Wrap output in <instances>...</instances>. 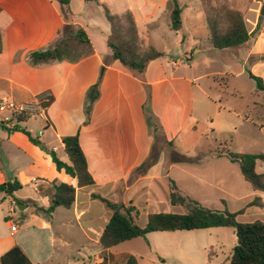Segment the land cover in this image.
Returning a JSON list of instances; mask_svg holds the SVG:
<instances>
[{
  "label": "crops",
  "instance_id": "obj_1",
  "mask_svg": "<svg viewBox=\"0 0 264 264\" xmlns=\"http://www.w3.org/2000/svg\"><path fill=\"white\" fill-rule=\"evenodd\" d=\"M77 1L75 8L74 0H70L71 17L67 20L65 9L56 0H0V97L9 96L18 105L41 100L46 110L45 119H39L43 126L37 130L38 136L25 128L65 163L69 157L63 139L78 134L95 181L92 186L78 187L77 179L59 171L52 157L32 144L27 135L5 127L13 155L25 157L26 162L0 165V185L18 179L23 186L14 195L0 192V208L11 207L14 201L26 207L21 218L11 217L10 208L3 217L7 232L0 228V257L19 246L32 263L49 264L64 258L77 260L75 255L61 251L94 249L97 254H88L83 264H125L126 258L121 262L111 249L105 250L100 244L112 211L93 195L134 207L138 215L143 212L146 217L179 213L173 211L184 207L171 204L170 180L182 194L205 208L251 213L257 219V210L264 206V193L254 190L240 167L217 156L215 150L218 134L236 135L231 113L244 128L254 125L263 134V115L255 123L223 101L225 96L244 98L242 91L230 84L248 75L247 70L264 80L263 31L237 49L219 51L211 43L203 4L197 18L206 26L207 38L194 34L188 39L179 37L185 28L186 5H181L182 29L175 32L171 29L169 0L159 7L146 4L138 10L119 12L110 0ZM93 4L103 13V5L115 15L131 11L145 47L153 45L165 56L150 61L142 74L114 60L108 46L111 26L94 22L87 11ZM66 25L87 33L93 54L77 63L32 66L30 54L53 47ZM172 42L178 49L174 54L157 48ZM235 65L240 66L238 73L233 71ZM212 90L218 96H213ZM247 107L263 112L264 100ZM243 136L250 140L249 135ZM263 164L257 162V173L264 174ZM61 184L76 188L75 202L70 209L58 207L52 217L48 216L44 210L52 205L55 186ZM25 190L29 191L23 195ZM229 205L240 207L232 210ZM31 209V222L23 227L35 225L33 245L20 238L21 227L16 221L25 223ZM13 224L18 226L15 233ZM76 230L82 240L70 234ZM44 237L49 243L46 248L41 244Z\"/></svg>",
  "mask_w": 264,
  "mask_h": 264
},
{
  "label": "trees",
  "instance_id": "obj_2",
  "mask_svg": "<svg viewBox=\"0 0 264 264\" xmlns=\"http://www.w3.org/2000/svg\"><path fill=\"white\" fill-rule=\"evenodd\" d=\"M65 9V17H71L70 0H56ZM208 14L207 23L211 32L210 39L215 50L224 51L237 49L253 39L261 30L260 22L253 32H249L244 15L239 10L217 8L211 0H202ZM171 29L179 32L182 29L183 7L178 0H169ZM104 14L111 26L108 46L112 58L118 60L129 70L142 74L148 63L165 56L153 45L145 47L138 31V27L131 11L122 15L113 14L106 5H103ZM262 20V17L260 18ZM59 41L51 48L34 51L29 56V63L34 67L49 65L59 62L77 63L93 54V47L89 36L82 28L66 25L60 32ZM3 50V36L0 29V53ZM247 73L256 84L257 92L263 95L264 80L254 75L250 70ZM15 126L9 132H22L30 142L47 152L59 171L64 170L68 175L78 181V187H87L95 184L89 172L87 158L81 148L79 135L68 136L63 139L65 152L69 163L59 159L53 150H49L37 137H34L21 123L29 118L25 115H15ZM0 127L5 128L4 125ZM217 156L226 157L237 164L245 179L253 189L264 193V174L256 171L258 161H264V153L248 154L231 151L227 146L217 150ZM170 200L173 206H182L186 213H155L148 217L147 224L142 227L138 224V214L134 207L113 203L101 196L93 195L94 199L102 201L112 211V217L100 239V244L105 250H110L122 243L144 238L153 232H176L190 230H205L212 228H233L237 244L232 256L221 264H264V220L251 223H240L238 213L228 210L208 209L197 201L182 194L174 181L170 180ZM23 188L18 179L7 181L0 185V192L14 195ZM76 188L61 184L55 186L52 205L44 210L51 216L58 207L70 209L75 202ZM258 199H256L257 201ZM19 203V201L17 200ZM0 264H34L19 247L15 246L5 255L0 257ZM125 264H139L134 255H128Z\"/></svg>",
  "mask_w": 264,
  "mask_h": 264
},
{
  "label": "rangeland",
  "instance_id": "obj_3",
  "mask_svg": "<svg viewBox=\"0 0 264 264\" xmlns=\"http://www.w3.org/2000/svg\"><path fill=\"white\" fill-rule=\"evenodd\" d=\"M113 5V9L116 12L125 10L127 8L140 9L141 7L149 4L150 6L154 5L159 7L161 4L165 3L168 0H110ZM178 2L184 7L187 6V10L184 12L185 22L183 30L179 33V37H183L184 35L190 39V37L194 34L201 35L202 38H207V28L202 26L200 23V19L197 18L199 11L201 13V5L203 4L202 0H178ZM212 5L217 8H228L233 10H239L243 13L245 21L247 23V27L249 31L253 32L257 24L260 22L261 31H263V39H264V17L261 16V10L264 5V0H211ZM73 6L77 8L78 1L74 0ZM204 7V5H203ZM205 8V7H204ZM89 13H91L92 19L94 22L103 25V23L109 24L107 21L105 14L102 12V8L96 5H91L90 8L87 9ZM208 16V14H207ZM262 17V20L260 18ZM260 32L253 38L257 39ZM206 35V36H205ZM166 46V47H164ZM157 48H166L172 54L176 53L175 49L176 45L172 43H166L165 45H158ZM178 50V49H177ZM197 53V52H196ZM198 56V55H197ZM253 66V65H252ZM240 70L239 65H235L233 67V71L238 73ZM264 73V68H263ZM231 87L238 88L242 91L243 97L241 100L236 98L233 99L231 97L223 98V101L230 103L233 110H235L236 114H241V116H247L255 123L257 121H261V116L264 117L263 112L254 111L253 109L250 111L247 106H251L254 102H258L263 98V95L256 90V84L253 80L249 78L247 74L244 76L238 77L233 83L230 84ZM213 96H218V92L215 90L211 91ZM264 100V99H263ZM251 108V107H250ZM233 117L232 124L235 125L236 135L234 136H226V135H217V152L220 145L218 143H223L224 146H227L231 151L237 153H248V154H256V153H264V129L263 134L260 132L258 128H255L254 125L246 126L244 128L240 124V120L238 116H234L232 113L230 114ZM264 122V120H263ZM0 125H3L0 122ZM22 127H28L33 131L34 136H38L37 130L40 126H43V122L38 118H29L28 120L21 123ZM8 131L5 128L0 127V165L3 167H7L11 163L13 164H21L25 163V157L17 158L12 153L13 146L6 140V134ZM250 136V140H247V137L243 135ZM213 141H216L213 139ZM206 146V142L204 143ZM264 167V164H263ZM29 190H25L22 194H27ZM21 194V195H22ZM240 205H229L228 208L232 210H236ZM10 206L7 208H0V228L2 232H7L6 223L3 219L5 215L8 214ZM181 210L173 211L179 213H185V208H180ZM257 219H253V215L251 213L246 214H238L237 220L240 223H251L255 220H264V206L263 209H258ZM34 214V211L31 209L26 214L28 215L25 223H21L20 220H16L17 224H19L20 238H24L28 242V244H34V234L37 230L34 228L35 225H30L28 228H24L23 224L29 225L31 222V215ZM23 215L22 212L16 210L15 216L21 218ZM49 216V215H48ZM147 218L143 212H140L138 215V224L140 226H145L147 224ZM60 224V223H59ZM66 232V231H64ZM67 233V232H66ZM75 235L77 240H82V237L78 230L70 233ZM42 247L46 248L49 243L44 237L41 242ZM237 244V238L235 235V230L233 228H212L205 230H190V231H176V232H153L147 235V240L144 238L134 239L125 243L120 244L119 246L111 249L112 254L118 256L121 262H124L125 258L132 254L134 255L139 264H221L227 261L233 254V250ZM65 255H75L77 260H56L49 264H83L88 261L87 255H95L98 251L91 250L88 252L75 253L73 248H70L69 251H61ZM66 262V263H65ZM118 264V263H115Z\"/></svg>",
  "mask_w": 264,
  "mask_h": 264
},
{
  "label": "built area",
  "instance_id": "obj_4",
  "mask_svg": "<svg viewBox=\"0 0 264 264\" xmlns=\"http://www.w3.org/2000/svg\"><path fill=\"white\" fill-rule=\"evenodd\" d=\"M46 107L41 100L35 99L24 105H18L11 97H0V122L7 128L11 129L15 126V115H25L28 118L45 119ZM17 203L14 201L10 207V216L15 215ZM18 229L16 224H13L11 230L15 233Z\"/></svg>",
  "mask_w": 264,
  "mask_h": 264
},
{
  "label": "water",
  "instance_id": "obj_5",
  "mask_svg": "<svg viewBox=\"0 0 264 264\" xmlns=\"http://www.w3.org/2000/svg\"><path fill=\"white\" fill-rule=\"evenodd\" d=\"M261 16L264 17V5H263L262 10H261ZM23 207H26V206L24 204L19 203L17 205L18 211L22 212L23 211Z\"/></svg>",
  "mask_w": 264,
  "mask_h": 264
}]
</instances>
